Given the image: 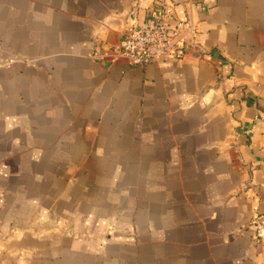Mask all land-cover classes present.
Masks as SVG:
<instances>
[{"label": "crops", "instance_id": "1", "mask_svg": "<svg viewBox=\"0 0 264 264\" xmlns=\"http://www.w3.org/2000/svg\"><path fill=\"white\" fill-rule=\"evenodd\" d=\"M191 47L115 55L152 7ZM264 0H0V264H264Z\"/></svg>", "mask_w": 264, "mask_h": 264}, {"label": "built area", "instance_id": "2", "mask_svg": "<svg viewBox=\"0 0 264 264\" xmlns=\"http://www.w3.org/2000/svg\"><path fill=\"white\" fill-rule=\"evenodd\" d=\"M166 9L152 7L140 18L134 15V22L124 27L115 55L123 57L131 65L145 66L166 56L180 58L192 46L187 34L193 32V25L178 20L170 26L165 19ZM256 240L264 235V213L257 212L251 219Z\"/></svg>", "mask_w": 264, "mask_h": 264}]
</instances>
